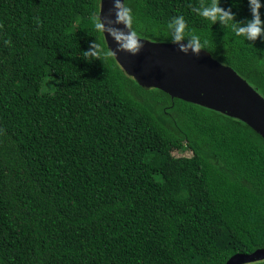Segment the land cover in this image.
Masks as SVG:
<instances>
[{
    "label": "trees",
    "instance_id": "1",
    "mask_svg": "<svg viewBox=\"0 0 264 264\" xmlns=\"http://www.w3.org/2000/svg\"><path fill=\"white\" fill-rule=\"evenodd\" d=\"M125 3L153 42L172 43L166 25L182 15L264 97V36L193 11L212 0ZM220 4L252 18L248 0ZM97 6L0 0V264H227L264 249V138L142 86L113 54L85 56L94 40L111 51Z\"/></svg>",
    "mask_w": 264,
    "mask_h": 264
},
{
    "label": "water",
    "instance_id": "2",
    "mask_svg": "<svg viewBox=\"0 0 264 264\" xmlns=\"http://www.w3.org/2000/svg\"><path fill=\"white\" fill-rule=\"evenodd\" d=\"M112 0H101L100 10L112 27L115 24ZM106 35V34H105ZM105 37L109 49H116L110 37ZM143 44L136 55L113 52L119 65L139 84L156 88L172 98L182 99L242 120L264 138V97L242 78L232 67L214 59L202 50L186 53L179 43H159L140 38ZM264 260V249L252 254H238L227 264H249Z\"/></svg>",
    "mask_w": 264,
    "mask_h": 264
},
{
    "label": "clouds",
    "instance_id": "3",
    "mask_svg": "<svg viewBox=\"0 0 264 264\" xmlns=\"http://www.w3.org/2000/svg\"><path fill=\"white\" fill-rule=\"evenodd\" d=\"M252 18L247 22L237 21L231 9L221 7L220 0H212L210 5L201 4L193 9L198 15L204 17L214 24L220 22L223 25H231L237 36H243L247 41H255L264 36V20L260 18V8L264 7L261 0H248ZM111 11L115 14V24H122L123 28L112 27L106 23L103 12L97 6L96 11L91 15L92 26L97 34L110 37L116 45L115 51L104 52L101 45L94 40L87 50H83L85 56L98 57L100 55L110 56L113 52H127L136 55L140 52L143 44L137 32L132 29L134 15L132 9L125 3V0H112ZM106 34V35H105ZM165 34L169 42L179 43L188 39L187 44L179 43L180 49L185 53L191 49L193 53L199 54L204 49L200 37L186 31V21L182 15L172 18L166 25ZM7 43V41H5ZM206 43V41L204 42Z\"/></svg>",
    "mask_w": 264,
    "mask_h": 264
},
{
    "label": "rangeland",
    "instance_id": "4",
    "mask_svg": "<svg viewBox=\"0 0 264 264\" xmlns=\"http://www.w3.org/2000/svg\"><path fill=\"white\" fill-rule=\"evenodd\" d=\"M53 85H54V84H53ZM53 85L48 83V84H46V85L43 87V89H44L45 91H50L51 89H53ZM173 152H174V154H178V155H179V153H177L176 150H174Z\"/></svg>",
    "mask_w": 264,
    "mask_h": 264
}]
</instances>
